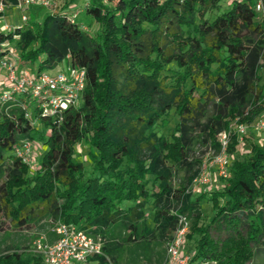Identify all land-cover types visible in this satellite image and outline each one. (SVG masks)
Segmentation results:
<instances>
[{"label":"trees","instance_id":"1","mask_svg":"<svg viewBox=\"0 0 264 264\" xmlns=\"http://www.w3.org/2000/svg\"><path fill=\"white\" fill-rule=\"evenodd\" d=\"M12 1L0 0L5 6ZM257 2L230 0L229 8L208 20L219 0H82L84 15L97 25L91 36L77 12L68 11L71 0L61 6L50 0L48 7H33L48 9L42 22L0 28V62L17 65L9 58L16 54L19 74L53 70L64 60L86 72L79 103L61 120L40 116L30 99L0 97L1 105L18 107L0 116V216L22 229L51 213L102 239V254L89 264H109L108 258L115 264L117 240L106 229L117 225L128 233L125 241L133 242L153 197V226L145 234L169 238L177 213L189 211L193 223L186 237L196 236L189 264H247L252 244L264 237V216L257 209L264 210V139L241 148L236 134H228L227 174L221 191L211 195L210 223L231 232L221 240L199 224V209L184 203L186 186L173 190L169 180L171 167L186 163L193 125L206 120L203 127L213 138L228 131L230 122L250 124L264 112L258 75L264 67V14L256 12ZM172 109L178 122L166 139L153 129L158 121L167 123ZM35 139L43 151L30 175L16 149ZM81 142L88 145L90 176L75 157ZM147 177L158 182L155 193H149ZM173 204H181L175 216L169 212ZM240 213L249 221L244 234L236 229ZM0 264L43 262L30 252H13L0 256Z\"/></svg>","mask_w":264,"mask_h":264},{"label":"rangeland","instance_id":"2","mask_svg":"<svg viewBox=\"0 0 264 264\" xmlns=\"http://www.w3.org/2000/svg\"><path fill=\"white\" fill-rule=\"evenodd\" d=\"M57 6H61L65 4L67 0H53ZM74 3L73 6L68 8L70 12H77L76 20L78 23L84 26L85 32L89 35L94 36L97 30V25L90 19L88 16L84 15V10L82 7V0H71ZM230 0H219L218 8L215 11L209 12L206 15L208 20H212L215 16L223 13L227 8H229ZM39 6V5H34ZM34 6H29L25 8L24 5H21L18 0L8 2L5 7V11L3 12V16L0 17V28L4 24L6 20L10 22V26H19L24 23L30 25V20H37L42 22V19L45 13L48 12L46 8H33ZM22 15L27 16L28 20L24 22L22 20ZM10 57V59L17 60V66H20V62L16 56ZM26 64H22L21 68H24ZM68 61L64 60L60 62L56 68L52 70V73H55L59 70L67 71ZM173 66L169 67V70L172 69ZM166 75H169V72H165ZM258 75L260 77V83L264 84V67H261L258 70ZM7 89V74L6 71L0 68V97L3 93L2 90ZM17 104L1 105L0 103V116L7 115L11 116L16 109ZM21 108V107H20ZM212 112V108L207 113L208 117ZM167 121L166 124H161L158 121V125L153 129L157 135H162L166 139H169L173 128L178 122V117L174 114V110H170L164 117ZM260 120H264V112L252 123L250 124H240L245 127V132L241 135L237 130L240 126L234 121L230 122L229 130L225 133L228 134H236L238 145L241 148H245L249 145L251 141L260 142L264 139V132L258 129L257 124ZM206 120L201 121L200 125H193L190 130L191 141L187 149V157L186 163L182 166H173L171 167V178L169 180V185L173 190H179L181 187L186 186V190L184 193V203L192 204L199 209V224L208 226V234L210 237L215 240H221L225 238L231 232L223 227H215V224L210 223L211 219L214 215V211L211 206V195L214 190L221 191V182L222 176L220 175V166L219 159L222 158V155L226 156V153L222 154L221 150H218L219 142H218V134L215 137H211L203 126H205ZM38 130H42L40 126H38ZM42 132H44L42 130ZM32 141V139H31ZM35 144L33 145L32 151L29 156L33 158H29L28 163H26L30 168V175L33 174V168H36L39 162V156L43 151L40 140H33ZM32 143V142H31ZM217 146V147H216ZM75 157L78 161H80L84 165L85 175L90 176L92 174V164L87 159V150L88 145L85 142H81L75 146ZM34 149V150H33ZM42 150V151H41ZM241 152V151H240ZM237 154V157L241 158V154ZM6 160V159H5ZM5 168L9 167L10 161L9 159L4 161ZM191 180L189 184H186L187 178L191 176ZM148 185L147 188L149 193L156 192V186L158 182H152V177H147ZM200 179H205L206 181L200 182ZM153 197H151L146 206L144 207L145 217L143 221L139 224L138 234L136 239L133 242H127L126 236L127 232L123 231L119 228V226H111L106 229V234L112 238V240H117L113 243L114 247V257L115 264H167L166 263V251L165 247L167 243H169L174 233L170 235L169 238L164 239L163 241L158 239V235L153 234L148 236L145 234L144 229L147 227L153 226V214L154 207L152 204ZM220 204H223V200H219ZM171 210L170 214L175 216L174 212L178 208L181 207V204L178 205H170ZM258 211L262 212V216H264V210L257 208ZM179 214V213H177ZM183 215L186 216L189 221V232L191 224L193 223V218L189 214V211L182 212ZM249 216H254L251 214ZM240 223L237 226V230L244 234L245 230L249 224L247 218L244 217V214L240 213L239 216ZM58 221L54 220L51 216V213H46L45 215H41L36 217L33 221H31L27 226L22 229H17L11 227L3 217L0 216V256L8 253H24L27 254L30 252L31 255H38L34 250V243L37 240L41 242H51L53 241V236L51 234V229ZM177 217L174 225V230L177 228ZM176 227V228H175ZM122 232V233H121ZM175 232V231H174ZM188 232V233H189ZM144 233V238L142 237ZM195 235L192 238L184 237L183 244L181 246V257H187L190 261L195 245ZM109 242V244H112ZM253 250V258L247 264H264V237H261L258 241L252 244ZM39 256V255H38ZM188 261V264H189ZM107 262L109 264H113V261L108 258ZM202 264H219V263H208L202 262Z\"/></svg>","mask_w":264,"mask_h":264},{"label":"built area","instance_id":"3","mask_svg":"<svg viewBox=\"0 0 264 264\" xmlns=\"http://www.w3.org/2000/svg\"><path fill=\"white\" fill-rule=\"evenodd\" d=\"M25 8L39 5L50 6V0H18ZM5 5L0 2V13L4 12ZM258 13L264 14V5L261 0L255 5ZM22 20L26 22L27 16L22 15ZM12 26L4 23L1 28L9 29ZM0 68L7 74V89L2 94L1 99L16 102L18 97L30 99L40 116H47L61 120L64 112L71 107H75L80 100L85 88L86 72L83 69L69 67L67 71L59 70L52 73V70L42 71L38 74L17 72V65L14 61H1ZM28 115V112H26ZM258 129L264 132V120L257 124ZM241 135L245 132V127L240 125L237 130ZM220 150L224 154L228 135L225 132L218 134ZM33 145L30 141H24L22 146L16 149V155L24 163H28L29 154ZM220 175L226 177V156L219 159ZM205 182V179H200ZM177 228L172 240L167 243L166 263L167 264H188L187 257H181V246L184 237L189 232V221L183 214H177ZM53 241L34 243L36 254L41 256L43 264H89L90 259L102 254V239L93 237L86 230L77 228L74 225H66L57 222L51 229Z\"/></svg>","mask_w":264,"mask_h":264},{"label":"crops","instance_id":"4","mask_svg":"<svg viewBox=\"0 0 264 264\" xmlns=\"http://www.w3.org/2000/svg\"><path fill=\"white\" fill-rule=\"evenodd\" d=\"M4 20H5V22H4V23H6V24L10 25V24H9L10 22H8V21L6 20V18H4Z\"/></svg>","mask_w":264,"mask_h":264}]
</instances>
